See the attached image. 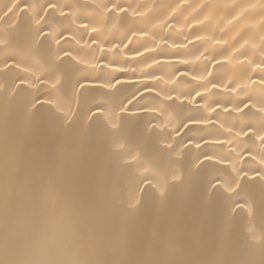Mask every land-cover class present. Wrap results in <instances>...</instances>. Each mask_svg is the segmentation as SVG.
<instances>
[{"label": "bare ground", "instance_id": "bare-ground-1", "mask_svg": "<svg viewBox=\"0 0 264 264\" xmlns=\"http://www.w3.org/2000/svg\"><path fill=\"white\" fill-rule=\"evenodd\" d=\"M13 2L17 6L9 11ZM29 2L46 4L0 0V33L6 29L18 48L31 45L34 36L33 18L24 9ZM52 2L59 7L39 27L45 32L55 27L63 38L56 36L59 44L51 37L39 38L44 42L29 62L43 64L50 54L63 57L71 52L81 63L71 67L64 60L70 70L63 82L62 113L45 103L28 123L20 105L0 95V264H264V0H183L188 6L181 8L176 5L182 0ZM100 3L129 9L103 14ZM61 11L68 15L63 28L52 25V16L59 17ZM134 11L138 15L133 16ZM85 23L98 31L81 27ZM193 35L205 39L187 49L174 46ZM115 44L121 46L114 48ZM135 52L144 54L134 57ZM212 56L229 59L213 71ZM24 67L9 72L0 62V83L27 76L29 94L50 99L51 81H37ZM206 69L213 71L211 77ZM177 71L191 75L173 82ZM193 75L203 79L192 80ZM114 79L133 82L113 93L117 105L137 89L154 90L125 113L130 147L136 150L139 145L141 159L149 166L181 167L186 178L193 168L186 197L170 185L163 204L143 201L134 214L117 210L110 192L126 187L129 178L104 161L95 138L80 144L61 127L67 116L74 128L87 107L102 99L103 85ZM209 81L222 88H211ZM80 84L86 85L83 91ZM201 89H208L201 98L185 99ZM177 93L180 99H166ZM153 105L173 106L178 118L207 121L176 137L177 143L200 137L207 143L201 142L199 149L189 147L180 165L157 158L155 133L161 129L146 137V127L159 122V111H141ZM203 154L215 159L194 169V161ZM56 168L63 172L57 191L38 201V180ZM214 177L229 181L235 191L229 195L221 186L213 189L209 182ZM98 182L105 185L100 193L93 190ZM250 223L254 233L248 232Z\"/></svg>", "mask_w": 264, "mask_h": 264}, {"label": "snow or ice", "instance_id": "snow-or-ice-1", "mask_svg": "<svg viewBox=\"0 0 264 264\" xmlns=\"http://www.w3.org/2000/svg\"><path fill=\"white\" fill-rule=\"evenodd\" d=\"M16 2H13L9 6V11L12 7H16ZM188 6L187 4L182 3L176 5V8H181ZM59 5L53 3L52 0H46V4H40L38 2H29L24 5V9L27 10L34 21L33 29L34 32L32 44L25 48H18L13 44L8 32L6 29L0 33V54L4 55V60L0 61L5 64V68L11 72L13 69H19L21 65H25L24 72L25 74L31 73L35 79L41 83L47 84L49 80L52 84L53 95L50 99L46 101H41L39 97L31 96L30 86H26L28 83L27 76L21 77L19 75L15 76L10 82L0 83V95H3L5 100L9 103L14 100L20 105L23 109L25 119L28 123H31L35 118L36 109L38 106L47 103L52 106L54 113H62L64 107V96L63 93V82L66 78L69 67L64 66V60L68 59L69 65L71 67H78L81 61L77 57H73L71 52H64L63 57L57 55H49L48 59L45 60L43 64L39 62L30 63L29 60L33 57L36 47L43 44V39L45 37H51L55 40L56 44H59L60 40L56 39V36L63 38L62 32H57L55 27H50V31L45 32L42 28L39 27L41 22L48 18L50 15L56 12ZM101 9L102 13H112L113 11H119L125 13L128 11V7L125 8L119 3H100L97 5ZM203 7H208L203 5ZM50 10V11H49ZM39 13H44L43 16ZM146 14V13H145ZM143 14V15H145ZM138 15L135 11L133 16ZM68 15L61 11L60 16H52V25H56L60 28H63V18H66ZM3 17L0 16V19ZM154 26V25H153ZM81 27L84 29L91 28L92 32H97L98 29L92 27L90 24L85 23ZM169 28L173 27L170 23ZM193 32L196 31L195 28L189 23L187 24ZM136 33L133 32L132 36H135ZM140 35H148L147 32H142ZM74 38V37H73ZM186 43L183 45L176 44L175 47H183L187 49L189 46H196L198 42H201L205 39L202 35H193L191 39L187 37ZM132 41L129 40L127 44H124L123 47L127 48ZM96 43V41H93ZM217 44L223 43V41L217 40ZM120 44L113 45L114 48H119ZM149 50V49H147ZM103 51V49H101ZM143 52H135L134 57L143 56ZM205 52L200 53V57L205 56ZM15 55L16 59H12V56ZM199 59V57L197 58ZM228 57H223L217 59L216 56H212L209 59V64L213 71L218 67H221L228 61ZM14 61L13 64L9 65L8 61ZM72 61H76L75 65H72ZM158 63V62H157ZM111 67V65H109ZM151 67V65H149ZM35 69V71H33ZM206 71V76L211 77L213 71ZM40 74L37 75L36 73ZM190 73L179 72L175 74V79L180 80L185 76H190ZM47 77V79H45ZM153 79H160V77H154ZM192 80L201 81L203 78L199 76H191ZM19 80L20 84L17 85L16 81ZM79 83V82H78ZM124 84H133L131 81H122L120 79H114L108 81L103 85L104 95L99 102H92L90 106L87 107L86 112L82 120L73 128L72 120H69L67 116H63L61 121V127L64 130L71 131L73 136L76 137L77 141L80 144L87 142L91 138H95L98 142L100 153L110 166L115 167L121 173L125 174L129 179L126 187L124 188H113L110 192V199L112 206L119 211L124 212L125 214H134L139 208L143 201L151 203L153 201L163 204L165 203L168 194L170 185H175V190L180 197H186L191 193L193 185V173L192 169H189V174L187 178L185 177L184 171L181 167L169 166L166 168H159L155 166H149L141 159L140 146H136V150H133L130 147V141L127 135V130L129 128V121L125 119V113L128 112V108L133 105L134 102L142 99L145 94H151L154 90L149 88L137 89L136 92H133L126 96L124 99L119 101L117 105L113 93ZM211 88H222V85L217 83H212L209 81ZM86 88L85 84H80V89L83 91ZM208 89L194 90L192 95L185 97V99H190L195 101L201 98ZM180 94L177 93L175 96L169 95L166 97L167 100L180 99ZM126 101V102H125ZM247 107V105H245ZM215 111V109H210ZM242 111L243 109H238ZM141 111L144 112H157L159 111V116L156 119L159 121L155 126H152L151 123L146 127V137L151 136L155 129H161L160 132L155 133L159 137V147L157 150V158H163L170 162V165H180L184 154L188 151L189 147H194L199 149L207 141H204L203 137L199 139L189 138L185 143L183 140L177 143L176 137H179L182 131H189L195 127L198 123H207V121H195L190 118H178L175 114V108L171 105H161V106H151L148 108L142 107ZM74 118V117H73ZM171 127V131L165 130ZM175 134V136L173 135ZM222 143V142H221ZM202 157V159H201ZM215 157L209 156L208 154H203L196 158L194 161V169L199 170L207 161L214 160ZM63 178V172L60 168L53 169L46 175L42 176L36 185V196L38 201L46 200L47 197L52 193L56 192L58 186ZM210 186L215 189L217 186H221L224 190L231 195L235 188L227 180H221L218 177H214L210 180ZM95 192L100 193L105 190V185L102 182H98L93 189ZM139 194V195H138ZM236 207H241V205L236 204ZM249 214H251V208L248 209ZM255 226L249 224L248 232L254 233Z\"/></svg>", "mask_w": 264, "mask_h": 264}]
</instances>
